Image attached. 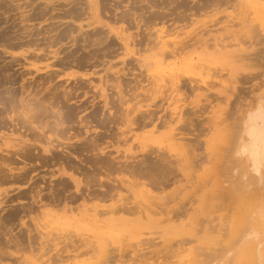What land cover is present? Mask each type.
Returning <instances> with one entry per match:
<instances>
[{"label": "rangeland", "instance_id": "374dc122", "mask_svg": "<svg viewBox=\"0 0 264 264\" xmlns=\"http://www.w3.org/2000/svg\"><path fill=\"white\" fill-rule=\"evenodd\" d=\"M89 1L0 0V104L6 107V112L13 109V115L20 111L22 104L19 100L26 95L19 91L20 77L31 80L37 75L36 80L46 77L44 86L47 89L50 85V90H42L43 93L37 96L44 95L46 101L41 100L49 101L45 105L52 106V110L59 109L64 117L63 125L58 127L35 121L34 124L42 128L40 135L27 134L29 141H11L23 136V125L26 127V124L15 115L21 130L9 132L11 126L9 129V122L5 124L7 114L0 106V127L4 125V129L0 128V136L3 137H0V172L4 174L24 165L16 150L18 144L27 143L25 147L32 153H35L34 149L40 152L42 148L57 147L58 151L63 148L60 155L67 154L56 163L54 160L52 163L49 161L50 164H42L41 160L25 162L28 166L27 183L0 179V202L6 199L3 196L11 198L4 204L0 203V264H181L183 260L184 264H189L188 258L195 252L199 261L197 259L192 264H245L246 243L262 240L259 246L261 250L264 247V174L263 177H251L253 179L243 175L244 171L233 158L231 149L237 139L241 111L246 105L264 103V0H96L91 8ZM155 12L158 17H154ZM230 14L235 17L231 19ZM120 16L124 18L120 20ZM137 16L141 20L140 17L134 20ZM229 19L235 22L231 27L226 25L234 23ZM243 19L246 21L240 22ZM238 20L240 23L236 22ZM136 21L140 22L135 24ZM203 21L214 24L211 25L214 29L212 33L220 39H217L220 46L213 47L214 39L211 40L204 31H201L204 35L200 32L201 27L204 28ZM194 26H200V30ZM71 27L75 31H71ZM56 28L60 29L56 31ZM85 31L101 38V42L96 43L99 41L96 39L93 44V38L97 37L92 38L87 32L85 35ZM97 32L98 35L94 34ZM196 32L199 34L197 37L209 39L205 41L211 44L207 46L202 38H194ZM157 34L163 37L161 39L165 43L168 40L167 48L162 42L157 43ZM86 36L90 37V43L88 40L85 42ZM123 40L128 44H124ZM172 40H182L184 47L175 49V53L173 47L178 44H171ZM52 50L58 51L57 56ZM47 64L49 67L46 68ZM168 72L178 76L179 80H168ZM158 74L167 76L163 83ZM121 75L129 78L128 82ZM65 89L70 92L65 93ZM102 91L109 101L105 107ZM109 93L114 94L111 96ZM67 95L71 99L65 100ZM173 98L179 99L172 102ZM176 103L181 104L180 109L183 110L177 115L174 113ZM47 109L46 112H50L51 108ZM38 110L43 109H34L35 112ZM42 113L44 110L36 112L39 119L45 117ZM3 117L7 120L4 124ZM174 133L185 138L184 146L189 155L176 154L174 145H170L171 138L178 140L179 136ZM95 135L97 137L93 142L85 141ZM79 147L83 151H79ZM91 155H96L99 161L95 157L93 159L100 164L92 161ZM140 156L146 163L141 161ZM110 160L119 164H107ZM136 160L142 162H139L141 166L146 165L142 166V172L137 169L140 165L137 167ZM125 163L127 166L132 164L129 168L136 166L128 170ZM65 179L67 182H64ZM155 180L159 183L153 184ZM143 181L145 185H142ZM30 183L31 187H28ZM27 187L28 190L32 188V195L40 190V194L46 197L36 203L42 206L35 205ZM50 188L56 193L54 200H51ZM24 190L28 192L26 197ZM142 190H145V198L142 197ZM101 191L105 192L102 194ZM19 193L23 196H18ZM148 194L151 196H146ZM66 195L71 196L70 199ZM62 196L69 201L63 200ZM147 197H152L148 201H153L154 209L144 201ZM21 205L33 207L29 211L24 209L26 207L21 209ZM142 205L150 207L154 213L157 210V214H150L151 211ZM253 207H258L256 214ZM13 208L19 212L9 216ZM103 208L106 212H95ZM246 218L249 225L245 222ZM114 237L118 240L114 241ZM70 243H74V247Z\"/></svg>", "mask_w": 264, "mask_h": 264}, {"label": "bare ground", "instance_id": "6f19581e", "mask_svg": "<svg viewBox=\"0 0 264 264\" xmlns=\"http://www.w3.org/2000/svg\"><path fill=\"white\" fill-rule=\"evenodd\" d=\"M72 1V0H71ZM86 1V0H85ZM99 1V0H98ZM103 1V0H102ZM140 1H143V0H140ZM251 1V0H250ZM254 1H256V0H254ZM23 2V1H22ZM38 2V1H37ZM74 2V1H73ZM94 2H96V0H91V1H89L88 2V6L91 8V5H93L94 4ZM101 2V1H100ZM100 2H98V4L100 3ZM105 2V1H104ZM220 2V1H219ZM25 3V2H24ZM70 3V2H69ZM79 3V2H78ZM77 3V4H78ZM160 3V2H159ZM159 3H156V6L159 4ZM251 3V2H250ZM249 3V4H250ZM26 4V3H25ZM251 4H253V3H251ZM17 5V4H16ZM21 5V4H20ZM66 5V4H65ZM87 5V4H86ZM100 5V4H99ZM161 5V4H160ZM26 6H28V5H26ZM36 6H38L37 4H36ZM81 6V5H80ZM98 6V5H97ZM103 6V5H102ZM159 6V5H158ZM22 7V6H21ZM31 7V6H30ZM150 7H152V6H150ZM162 7V6H161ZM247 7V6H246ZM255 7V6H254ZM260 7V6H259ZM26 8H28V7H26ZM70 8V10L73 8H71V7H69ZM84 9H85V7H83ZM99 8V7H98ZM97 8V9H98ZM243 8V7H242ZM248 8V7H247ZM263 8V7H262ZM19 9V8H18ZM50 9V8H49ZM62 10L64 9V8H61ZM75 9H76V7H75ZM83 9V10H84ZM102 9H103V7H102ZM150 9V8H149ZM34 10V9H33ZM42 10V9H41ZM73 10V9H72ZM71 10V11H72ZM248 10V9H247ZM246 10V11H247ZM254 10V9H253ZM35 11H36V9H35ZM158 11V10H157ZM241 11V10H240ZM245 11V12H246ZM22 12V11H21ZM40 12V11H39ZM38 12V13H39ZM75 12H77L76 10H75ZM102 12V11H101ZM121 12H122V10H121ZM154 12V11H153ZM244 12V13H245ZM248 12H249V10H248ZM20 13V12H19ZM31 13H32V11H31ZM34 13V12H33ZM35 13H37V12H35ZM43 13V12H42ZM123 13H124V11H123ZM128 13V12H127ZM165 13V12H164ZM76 14H78V12L76 13ZM119 15H123L122 13L120 14V13H118ZM129 14V13H128ZM157 14V12H155V13H153V15H156ZM191 14V13H190ZM193 14V13H192ZM127 15V14H126ZM159 15V14H158ZM189 15V14H188ZM194 15H195V13H194ZM231 15V19L232 18H234V17H232V14H230ZM263 15V14H262ZM30 16V15H29ZM32 16V15H31ZM124 16H125V13H124ZM128 16V15H127ZM141 16V15H140ZM139 16V17H140ZM160 16V15H159ZM204 16V15H203ZM243 16H245V15H243ZM33 17V16H32ZM138 16L137 17H135L134 18V20H136L137 18H139ZM154 17H158L157 15L156 16H154ZM169 17V16H168ZM184 17H185V15H184ZM223 17V16H222ZM221 17V18H222ZM240 17V16H239ZM118 18V17H117ZM120 18V20H122L124 17L123 16H120L119 17ZM118 18V19H119ZM152 18H153V16H152ZM196 18V17H195ZM237 18V17H236ZM241 18V17H240ZM243 18V17H242ZM241 18V19H242ZM248 18V17H247ZM250 18V17H249ZM251 18H253V17H251ZM32 19V18H31ZM130 19V18H129ZM140 20H141V17L139 18ZM138 19V20H139ZM156 19V18H155ZM185 19H187V18H185ZM198 19V18H197ZM226 19V18H225ZM246 19V18H245ZM119 20V21H120ZM160 20V19H159ZM190 20H192V19H190ZM215 20V19H214ZM217 20V19H216ZM219 20V19H218ZM221 20V19H220ZM14 21V20H13ZM189 21V20H188ZM206 21H209L208 19H206ZM205 21V22H206ZM211 21H212V19H211ZM228 20H226V22H227ZM231 21H233V20H231ZM230 21V19H229V22H231ZM240 20H238V21H236V22H238V23H240V22H245L244 21V19H243V21H240ZM252 21V20H251ZM253 21H255L254 19H253ZM116 22H118V21H116ZM137 22V21H136ZM140 21H138L137 23H135V24H138ZM205 22L203 21V23H201V26H202V24L204 25V28L202 29V27H201V30L198 28V27H200V26H194V27H196V29H199L200 30V32L201 31H204V33H206V34H208V36L211 38V40H212V38L214 39V43H212V46L214 47V46H220L218 43V41H217V39H216V35L215 36H213V31H214V29H213V25L214 24H210L209 22L207 23V24H205ZM220 22V21H219ZM234 22V21H233ZM59 23V22H58ZM61 23V22H60ZM119 23V22H118ZM128 23V22H127ZM217 23H218V21H217ZM246 23H248V22H246ZM26 24V23H25ZM64 24H66V22L64 23ZM63 24V25H64ZM68 24V23H67ZM99 24V23H98ZM130 24V23H129ZM128 24V25H129ZM146 24V23H145ZM185 24V23H184ZM188 25L190 24V23H187ZM209 24H210V26H209ZM229 24V23H228ZM228 24H226L227 25V27H231L232 26V24H235V22L234 23H230V26H228ZM249 24V23H248ZM23 25V24H22ZM27 25V24H26ZM29 25V24H28ZM57 25V24H56ZM69 25V24H68ZM143 26V24H140V26ZM200 25V24H199ZM245 25V24H244ZM32 26V25H31ZM46 26H48V24L46 25ZM54 26V25H53ZM134 26V25H133ZM137 26V25H136ZM135 26V27H136ZM187 26V25H186ZM248 26V25H247ZM15 27V26H14ZM102 27V26H101ZM125 27V26H124ZM185 27V26H184ZM183 27V28H184ZM245 27V26H244ZM22 28V27H21ZM25 28V27H24ZM44 28V27H43ZM53 28V27H52ZM65 28H68V27H65ZM182 28V27H181ZM180 28V29H181ZM215 28V27H214ZM225 28V27H224ZM242 28H243V26H242ZM19 29V28H18ZM38 29V28H37ZM54 29V28H53ZM60 29V28H59ZM59 29H57L56 28V31L57 30H59ZM76 29V28H75ZM79 29H82V28H79ZM78 29V30H79ZM96 30L97 29H99V28H95ZM107 29H108V31H109V33L111 32V30L107 27ZM107 29H106V31H107ZM127 29V28H126ZM171 29V28H170ZM193 29V28H192ZM195 29V28H194ZM193 29V30H194ZM205 29V30H204ZM227 29V28H226ZM233 29V28H232ZM2 30V29H1ZM22 30V29H21ZM20 30V31H21ZM29 30V29H28ZM35 30V29H34ZM69 30H70V28H69ZM74 30V29H73ZM72 30V27H71V31H73ZM77 30V31H78ZM104 30V29H103ZM142 30V29H141ZM173 30V29H172ZM179 30V29H178ZM198 30V31H199ZM217 30V29H216ZM3 31H5V30H3ZM8 31V30H7ZM15 31V30H14ZM48 31H49V29H48ZM64 30H62L61 32H63ZM75 31V30H74ZM80 31H82V30H80ZM94 31V30H93ZM195 31V30H194ZM19 32V31H18ZM39 31H37V33H38ZM44 32V31H43ZM61 32H59V33H61ZM86 32L87 31H85V35H86ZM90 31H88L87 32V34H90L89 33ZM91 32H92V30H91ZM95 32V31H94ZM101 32H103V31H101ZM144 32V31H143ZM142 32V33H143ZM149 32H151V31H149ZM162 32V31H161ZM165 32V31H164ZM169 32V31H168ZM177 32V31H176ZM179 32V31H178ZM4 33H6V32H4ZM3 33V34H4ZM28 33V32H27ZM41 33V32H40ZM48 33V32H47ZM55 33V32H54ZM58 33V32H57ZM58 33V34H59ZM65 33V31L63 32V34ZM82 33V32H81ZM84 33V32H83ZM98 33L99 32H97V33H94V34H97L98 35ZM114 33V32H113ZM132 33V32H131ZM130 33V34H131ZM140 33V32H139ZM147 33H148V31H147ZM166 33V32H165ZM201 33H203V32H201ZM204 33H203V35H204ZM211 33H212V35H211ZM144 34V33H143ZM180 34V33H179ZM191 34V33H190ZM211 36H210V35ZM45 35V34H44ZM61 35V34H60ZM90 35H92V34H90ZM114 35H115V33H114ZM135 35V34H134ZM140 35V34H139ZM148 35H150V37H151V34H148ZM165 35V34H164ZM197 35H199V34H197V32H196V35H193L194 36V38H195V36L197 37ZM2 36V35H1ZM4 36V35H3ZM7 36V35H6ZM15 36H16V34H15ZM22 36V35H21ZM31 36H32V34H31ZM49 36V35H48ZM47 36V37H48ZM50 36H52V35H50ZM56 36H58L57 34H56ZM88 36V35H87ZM87 36H86V38H87ZM141 36V35H140ZM153 36V35H152ZM163 36V35H162ZM201 36H202V34H201ZM16 37H18V36H16ZM30 37V36H29ZM46 37V36H45ZM92 38L93 37H97V38H91L93 41H94V43L93 44H95V40L96 39H98L99 41L98 42H96V43H100L101 41V38H99L98 36H91ZM105 37V36H104ZM116 38H117V36H115ZM120 37V36H119ZM136 36H134V38H135ZM186 37V36H185ZM209 37H207V38H209ZM218 37V36H217ZM31 38H33V37H31ZM38 38L39 37H37L36 39L38 40ZM55 38V40H56V37H54ZM89 38L90 37H88L87 39H85V42L88 40V42H89ZM141 38V37H140ZM154 38H155V35H154ZM153 38V39H154ZM157 38H158V40L156 39V41H157V43L158 42H162L163 43V46H165L166 47V43L168 42V40H167V42L165 43L164 41H163V39H161V38H163V37H161V35H159V34H157ZM183 38V37H182ZM191 38H193V37H191ZM201 39L202 37H197V39ZM4 39V38H3ZM6 39H8V38H6ZM5 39V40H6ZM11 39V38H10ZM30 39V38H29ZM33 39H35V38H33ZM53 39V38H52ZM119 39V38H118ZM133 39V38H132ZM46 40V39H45ZM47 40H48V38H47ZM122 40V39H121ZM133 40H135V39H133ZM147 40H148V37H147ZM192 40V39H191ZM194 41H196V39H193ZM201 40H203V38L201 39ZM206 40V39H205ZM205 40H203V42L205 41ZM207 40H209V39H207ZM206 40V41H207ZM218 40H220V39H218ZM91 41V40H90ZM143 41V40H142ZM149 41H150V38H149ZM154 41V40H153ZM170 41V40H169ZM173 41V40H172ZM181 41L182 40H175V41H173L171 44H174V45H176V44H178V46L176 45V46H174L173 48H174V52L176 53L177 51L176 50H178L179 48H182V47H184V44L183 45H181ZM197 41H199V40H197ZM196 41V42H197ZM205 41V43L207 44V46L209 45V44H211V42L209 43V41L208 42H206ZM14 41H12V43H13ZM38 42V41H37ZM135 42V41H134ZM200 42V41H199ZM218 42V43H217ZM27 43V42H26ZM32 43V42H31ZM49 43V42H48ZM90 43V42H89ZM123 43L124 44H128L126 41H124L123 40ZM137 43V42H136ZM11 44V43H10ZM170 44V45H171ZM201 44V43H200ZM221 44V43H220ZM52 45V44H51ZM75 45V44H74ZM86 45V44H85ZM90 45L91 44H89V47H90ZM130 45V44H129ZM156 45V44H155ZM222 45V44H221ZM226 45V44H225ZM123 46V45H122ZM153 46V45H152ZM172 46V45H171ZM186 46V45H185ZM224 46V45H223ZM223 46H221V47H223ZM82 47V46H81ZM128 47V46H127ZM158 47V46H157ZM161 47V46H160ZM164 47V48H165ZM197 47V46H196ZM65 48V47H64ZM64 48H62V49H64ZM71 48V47H70ZM86 48V47H85ZM101 48V47H100ZM167 48V47H166ZM165 48V49H166ZM173 48H172V50H173ZM208 48V47H207ZM67 49V48H66ZM74 49V48H73ZM98 49V48H97ZM128 49V48H127ZM153 49V48H152ZM170 49H171V47H170ZM176 49V50H175ZM101 50H102V48H101ZM150 50V49H149ZM53 51V55H56L57 56V53H58V51L57 50H52ZM61 51V50H60ZM63 51V50H62ZM94 51V50H93ZM98 51V50H97ZM104 51V50H103ZM102 51V52H103ZM130 51V50H129ZM168 51H169V48H168ZM64 53H65V51H63ZM100 52V51H99ZM136 52V51H135ZM134 52V53H135ZM160 52V51H159ZM164 52V51H163ZM173 52V51H172ZM173 52V53H174ZM133 53V54H134ZM167 53H169L170 54V52H167ZM166 53V54H167ZM66 54H67V51H66ZM163 54V53H162ZM178 54V53H177ZM35 55V54H34ZM78 55V54H77ZM159 55V54H158ZM161 55V54H160ZM44 56H45V54H44ZM168 56V55H167ZM26 57V56H25ZM62 57V56H61ZM78 57V56H77ZM165 57V56H164ZM55 58V57H54ZM59 58V57H58ZM64 58V57H63ZM63 58H60V59H62L63 60ZM157 58V57H156ZM19 59V58H18ZM48 59V58H47ZM66 59V58H65ZM78 59V58H77ZM85 59H86V57H85ZM154 59V58H153ZM164 59V58H163ZM20 60H22V59H20ZM61 61V60H60ZM82 61V60H81ZM86 61V60H85ZM10 62V61H9ZM54 62V61H53ZM95 62V61H94ZM121 62V61H120ZM127 62V61H126ZM129 62H130V60H129ZM138 62V61H137ZM28 63V62H27ZM49 63H51V62H49ZM89 63V62H88ZM96 63V62H95ZM53 64V63H52ZM62 64V63H61ZM60 64V65H61ZM77 64V63H76ZM127 64V63H126ZM178 64H180V63H178ZM36 65V64H35ZM63 65H64V63H63ZM62 65V66H63ZM111 65V64H110ZM115 65V64H114ZM114 65H112V67H114ZM119 65V64H118ZM145 66L147 65V63L146 64H144ZM149 65V64H148ZM34 66V65H33ZM90 66H92L91 64H90ZM162 66V65H161ZM9 67V66H8ZM11 67V66H10ZM37 67H38V65H37ZM45 67L47 68V67H49V64H47V65H45ZM52 67V66H51ZM194 67V66H193ZM196 67H197V65H196ZM118 68V67H117ZM149 68V67H148ZM165 68H167V67H165ZM169 68V67H168ZM20 69V68H19ZM145 69V68H144ZM173 69V68H172ZM181 69V68H180ZM12 70V69H11ZM14 70V69H13ZM25 70V69H24ZM27 70V69H26ZM28 70H29V68H28ZM27 70V71H28ZM36 70H38L37 68H36ZM47 70V69H46ZM131 70H132V68H131ZM10 71V70H9ZM22 71V70H21ZM41 71H43V70H41ZM48 71H49V69H48ZM47 71V72H48ZM51 71V70H50ZM119 71V70H118ZM173 71H175V70H173ZM15 72V71H14ZM13 72V73H14ZM23 72V71H22ZM32 72V71H31ZM46 72V71H45ZM160 72V71H159ZM202 72V71H201ZM112 73V72H111ZM145 73V72H144ZM169 73V72H168ZM171 73V72H170ZM170 73H169V75H170ZM15 74V73H14ZM13 74V75H14ZM19 74H21V73H19ZM18 74V75H19ZM26 74V73H25ZM38 74V73H37ZM43 74V73H42ZM148 74V73H147ZM12 75V74H11ZM29 75H30V72H29ZM149 75V74H148ZM147 75V76H148ZM160 75V79L162 80L161 82L163 83L164 82V77H167V76H164L163 74H158V76ZM174 75V74H173ZM172 74L170 75V77L168 76L167 78H169L168 80H171V81H173V82H177L178 80H179V77L178 76H173ZM10 76V75H9ZM20 76H22V75H20ZM31 76V75H30ZM37 76V75H36ZM36 76H33L32 77V79L31 80H27L28 79V77L27 78H23V77H25V76H23L22 78L20 77V87H19V91L21 92V94H23V93H26V95H24L25 97H23V98H20V100H19V102H20V104H22L21 105V109H20V111H16L15 113H14V115L12 114V112L14 111L13 109H11V111H9V112H6V107H4V106H2L1 104H0V106H1V108L3 109L2 111H4L5 110V113L7 114L6 116H5V118L8 120H6L4 117V119L5 120H3V124L5 123V121H7L5 124H7L8 122V124H10L8 127H7V125H6V127L7 128H9L10 129V126H11V131H9V132H12V130H16V131H18V129L19 130H21L20 129V126L18 125V122H17V118L15 117V115L16 116H19V117H21L22 119H23V121L25 122V124H26V127L23 125V127H24V130L22 131V137L21 138H19V139H15V138H13V139H15V140H11V141H29L28 139L30 138H26V136H27V134L28 135H32V134H41L42 133V128H40V126L39 125H36V124H34L35 123V121H37V122H43V123H45V124H51V125H53V126H55V127H58V126H62L63 125V113H62V111H59V109L56 111V110H52V106H49V107H47L45 104L47 103V102H49V101H47V102H44L43 100H41V99H44V95H42V96H37V95H39V94H41V92H42V90H48L49 89V86H48V89L45 87L46 85H45V81L47 80L46 79V77H39V80H36V79H38V78H36L35 79V77ZM129 76V75H128ZM153 76L154 75H152V79L151 80H153ZM38 77V76H37ZM102 77V76H101ZM112 77V76H111ZM113 77H115V76H113ZM136 77V76H135ZM201 77V76H200ZM42 78V80H40ZM117 78V77H116ZM119 78V77H118ZM121 78H123V79H126V78H124V77H122V75H121ZM151 78V77H150ZM156 78H157V75H156ZM15 79V78H14ZM49 79L50 78H48V81H49ZM87 79V78H86ZM114 79V78H113ZM127 79H129V78H127ZM126 79V80H127ZM166 79V78H165ZM11 80V79H10ZM16 80V79H15ZM18 80V79H17ZM16 80V81H17ZM91 80V79H90ZM95 80V79H94ZM97 80V79H96ZM100 80H101V78H100ZM110 80V79H109ZM135 80V79H134ZM154 80H157V79H154ZM159 80V79H158ZM16 81H13L14 83L16 82ZM25 81V82H24ZM27 81V82H26ZM107 81V80H106ZM117 81V80H116ZM123 81V80H122ZM170 81V82H171ZM7 82V81H6ZM11 82V81H10ZM18 82V81H17ZM50 82V81H49ZM48 82V83H49ZM52 82V81H51ZM108 82V81H107ZM127 82H128V80H127ZM152 82V81H151ZM155 82V81H154ZM153 82V83H154ZM202 82H204L203 80H202ZM19 83H17V84H19ZM28 83V84H27ZM58 84H59V82H57ZM72 83H73V81H72ZM83 83H85V82H83ZM87 83H88V81H87ZM112 83V82H111ZM3 84V83H2ZM12 84V83H11ZM27 84V85H26ZM77 84V83H76ZM86 84V83H85ZM85 84H84V86H85ZM107 84V83H106ZM122 84H124L125 85V83H122ZM155 84H156V82H155ZM0 85H1V83H0ZM8 85V84H7ZM15 85V84H14ZM45 85V86H44ZM62 85V84H61ZM60 85V86H61ZM83 85V84H82ZM104 85V84H103ZM102 85V86H103ZM114 85V84H113ZM116 85V84H115ZM11 86V85H10ZM88 86V85H87ZM13 87V86H12ZM57 87V86H56ZM71 87H73V86H71ZM90 87H92V86H90ZM107 87V86H106ZM120 87V86H119ZM66 88V87H65ZM80 88V87H79ZM110 88V87H109ZM5 89V88H4ZM7 89V88H6ZM12 89V88H11ZM108 89V88H107ZM111 89V88H110ZM121 89V88H120ZM119 89V90H120ZM8 90V89H7ZM17 90V89H16ZM50 90V89H49ZM58 91H59V89H57ZM66 90V89H65ZM76 90V89H75ZM78 90V89H77ZM106 90V89H105ZM104 90V91H105ZM109 90V89H108ZM118 90V91H119ZM142 90V89H141ZM9 91V90H8ZM13 91V90H12ZM69 91V90H68ZM68 91L66 90V91H64L65 93L67 92L68 93ZM72 89H71V93H72ZM115 91V90H114ZM113 91V92H114ZM10 92V91H9ZM17 92V91H16ZM32 92H33V94H32ZM48 92V91H47ZM47 92H46V94H47ZM50 92V91H49ZM48 92V93H49ZM70 92V91H69ZM121 92V91H120ZM122 92H124L123 90H122ZM43 93V92H42ZM64 93V94H65ZM112 93V92H111ZM146 93V92H145ZM70 94V93H69ZM102 96L104 97L103 98V106L105 107L106 106V104L109 102V101H107V99H106V94H104L103 93V91H102ZM110 94V93H109ZM114 94V93H113ZM112 94V95H113ZM124 94V93H123ZM57 95V94H56ZM59 95V94H58ZM72 95V94H71ZM108 95V94H107ZM111 95V94H110ZM111 95V96H112ZM117 95V94H116ZM51 98H52V93H51ZM68 96V95H67ZM74 96V95H73ZM72 96V97H73ZM77 96V95H76ZM109 97V99H111L112 97ZM30 97V98H29ZM59 97V96H58ZM66 97V96H65ZM69 97L70 96H68V97H66L65 98V100H67V98L69 99ZM124 97V96H123ZM46 98H47V96H46ZM61 98V97H60ZM75 98V97H74ZM116 98H118V97H116ZM134 98V97H133ZM70 99H71V97H70ZM93 99V98H92ZM120 99H122V95H121V98ZM118 100V101H121V100ZM126 99V98H125ZM178 99L179 98H177V100L175 99L174 100V98H173V101L172 102H177L178 101ZM253 99H254V97H253ZM33 100H35L33 103H34V106H33V103H31V101H33ZM45 101H46V99H44ZM52 100V99H51ZM64 100V99H63ZM62 100V101H63ZM128 100H130L129 98H128ZM91 101V100H90ZM115 101H117V100H115ZM114 101V102H115ZM140 101V100H139ZM70 102V101H69ZM89 102V101H88ZM101 102H102V100H101ZM110 102H111V100H110ZM113 102V101H112ZM111 102V103H112ZM125 102V101H124ZM5 103V102H4ZM51 103V102H50ZM49 103V104H50ZM125 104V103H124ZM169 104V103H168ZM171 104V103H170ZM169 104V105H170ZM250 104H253V103H250ZM114 105H116V104H114ZM114 105L113 106H111V107H114ZM133 105V104H132ZM102 106V107H103ZM118 106V105H117ZM142 106H143V104H142ZM181 106V104H179V105H177V103H176V106H174V108H175V111H174V113L176 114V113H179V112H183V110H181L182 108L180 107ZM26 107V108H25ZM119 107H121V106H119ZM1 108H0V110H1ZM43 109L44 110V114H43V116H45V117H43L42 116V114H41V116L43 117V118H41V119H39L38 118V115L36 114V112L37 113H41L43 110H38V111H34V109L35 110H37V109ZM47 108H51V109H49L50 110V112L48 111V112H46L48 109ZM109 108V107H108ZM181 108V109H180ZM244 108V107H243ZM125 109V108H124ZM109 110V109H108ZM243 110V109H242ZM35 112V114H34V112ZM126 111H128L129 112V110H126ZM139 111V110H138ZM33 112V113H32ZM111 112V111H110ZM125 112V111H124ZM131 112V111H130ZM145 112V111H144ZM45 113L47 114V115H45ZM69 113V112H68ZM173 113V112H172ZM110 114V113H109ZM149 114V113H148ZM181 114V113H180ZM0 115H1V113H0ZM177 115V114H176ZM179 116V115H178ZM2 117V116H1ZM1 117H0V119H1ZM37 117V118H36ZM40 117V116H39ZM48 117V118H47ZM225 117V116H224ZM223 120V119H222ZM2 121V120H1ZM0 121V122H1ZM219 122V121H218ZM158 125V124H157ZM4 126V125H3ZM3 126H1L0 128H2ZM2 129H4V128H2ZM6 129V128H5ZM3 131V130H2ZM25 131V132H24ZM175 131V130H174ZM15 132V131H14ZM21 132V131H20ZM173 132V131H172ZM176 132V131H175ZM13 133V132H12ZM16 133V132H15ZM19 134V133H18ZM175 134H177V133H174V135ZM179 134V133H178ZM177 134V136H179ZM6 135V134H5ZM21 135V134H20ZM25 135V136H24ZM173 135V136H174ZM2 136V135H1ZM0 136V137H1ZM172 136V135H171ZM96 137H97V135H95V137L94 136H92V137H90V138H88V139H86L85 141H94L95 139H96ZM175 137V136H174ZM1 138H3V137H1ZM0 138V139H1ZM5 138H7L6 136H5ZM177 138H178V140H177ZM175 137V139L177 140V141H174V139L173 138H171V146L173 147V145H174V150L176 151V154H178V155H185L186 154V149H185V146L184 145H186L185 144V138L183 137V136H179V137ZM11 139V138H10ZM226 140V139H225ZM27 143H22V144H18L17 145V152H18V154L22 157V160H24V165L22 166V167H19V168H16V169H11V170H7L4 174H2L1 172V174H0V179L1 180H10V181H21V182H26L27 183V181L25 180L26 179V176H27V172H28V166L26 167L25 165H26V163L25 162H27V161H31V160H41V163L42 164H50V162L52 163V161L54 162V163H56L55 161L56 160H58L59 161V159L60 158H63L65 155L67 156V154H64V152H63V154H64V156H62V155H60V153L63 151L62 149L63 148H59V149H61L60 151H58V148L57 147H55V148H53V149H49V148H42V151H36L35 149H34V151H35V153H32L31 152V150L30 149H27L26 147H25V145H26ZM86 146V145H85ZM90 146H92L91 148H93V145L91 144ZM89 146V147H90ZM88 147V146H87ZM71 148V147H70ZM74 148V147H73ZM79 148H81L79 151H81L83 148L82 147H79ZM78 148V149H79ZM84 148H86V147H84ZM90 148V149H91ZM77 149V150H78ZM85 150V149H84ZM93 150V149H92ZM83 151V150H82ZM86 151V150H85ZM43 154H42V153ZM88 152V151H87ZM81 153V152H80ZM94 153V152H93ZM82 154V153H81ZM92 154V153H91ZM106 154V153H105ZM108 154V153H107ZM187 154H188V151H187ZM186 154V155H187ZM231 154H232V156H233V158L240 164V166H241V168L243 169V175H248V176H250L249 178L250 179H253L255 176H262L263 177V174H264V103H261V102H259L258 104H256V105H246V107L244 108V110L243 111H241V113H240V125H239V131H238V134H237V139H236V141H234V144H233V148L231 149ZM69 155V154H68ZM109 155V154H108ZM108 155H107V158H108ZM126 155H128V154H126ZM141 155V154H140ZM189 155V154H188ZM85 156V155H84ZM93 155H91V158H92V161H94V157L96 156H94V157H92ZM97 156H99L98 154H97ZM106 156V155H105ZM119 156H120V154H119ZM143 156V155H142ZM142 156H140L141 158L140 159H142ZM145 156V155H144ZM100 158L102 157L101 155L99 156ZM117 157V156H116ZM121 157V156H120ZM188 157V156H187ZM85 158H87V156L85 157ZM91 158H90V160H91ZM114 158H115V156H114ZM119 158V157H118ZM130 158V157H129ZM82 159V158H81ZM95 159L97 160L98 158H96L95 157ZM108 159H110V158H108ZM133 159V158H132ZM78 160H80V159H78ZM83 160V159H82ZM85 160V159H84ZM88 161L87 162H89V158L87 159ZM96 160L94 161V162H96ZM113 160V159H112ZM137 160H138V158H137ZM136 160V161H137ZM146 160V159H145ZM50 161V162H49ZM57 161V162H58ZM66 161V160H65ZM77 161V160H76ZM98 161H99V159H98ZM97 161V162H98ZM102 161V162H101ZM103 158L102 159H100V162H101V167H102V163H103ZM125 161V160H124ZM123 161V162H124ZM133 161H134V159H133ZM141 161H144V159H142ZM140 160H139V162L142 164V162H141ZM23 162V161H22ZM47 162H49V163H47ZM80 162V161H79ZM83 162V161H82ZM96 162V163H97ZM115 161H113V163H114ZM117 163H118V161H116ZM115 162V163H116ZM138 162V161H137ZM138 162V163H139ZM62 163V162H61ZM95 163V164H96ZM110 163H112L111 162V160L109 161V162H107V164H110ZM112 163V164H113ZM128 163V162H127ZM137 163V167H138V165H140V163L138 164ZM143 163H146L145 161L143 162ZM60 164V163H59ZM68 164H70V163H68ZM67 164V165H68ZM94 164V163H93ZM97 164H100V163H97ZM96 164V165H97ZM111 164V165H112ZM119 164V163H118ZM117 164V165H118ZM76 165V164H75ZM115 166H116V164H114ZM125 165H126V163H125ZM132 165V164H131ZM130 165V166H131ZM144 166H146L145 164H143ZM142 165V166H143ZM94 166V165H93ZM98 166V165H97ZM107 166V165H106ZM113 166V165H112ZM121 166V165H120ZM127 166V165H126ZM129 165L127 166V169L130 167ZM135 166H136V164L135 165H133V167H131V168H135ZM142 166L140 165L137 169H140V172H142V170H141V168H142ZM143 166V167H144ZM32 166H30V168H31ZM95 167V166H94ZM110 167V166H109ZM109 167H107V168H109ZM117 167H119V166H117ZM126 168L125 166H122V168ZM84 169H85V167H83ZM88 168V167H87ZM112 168V167H111ZM120 168V167H119ZM121 168V169H122ZM131 168H129V169H131ZM79 169V168H78ZM126 169V170H127ZM128 169V170H129ZM63 170V169H62ZM86 170V169H85ZM131 170H133V169H131ZM144 170V169H143ZM117 171H118V169H117ZM136 171V170H135ZM134 171V172H135ZM62 172V171H61ZM77 172V171H76ZM83 172V171H82ZM127 172V171H126ZM131 172V171H130ZM133 172V173H134ZM143 172H146V171H143ZM62 173H64V172H62ZM137 173V172H136ZM147 173V172H146ZM138 174H139V176H140V174L141 173H139L138 172ZM137 174V175H138ZM69 175V174H68ZM131 175V174H130ZM142 175H145V173H142ZM71 176V175H70ZM135 176V175H134ZM247 176V177H248ZM141 177V176H140ZM143 177V176H142ZM251 177H253V178H251ZM62 178V177H61ZM70 178H72V176L70 177ZM58 179V178H57ZM73 179V178H72ZM75 179V178H74ZM136 179V178H135ZM154 179V178H153ZM153 179H152V181H153ZM24 180V181H23ZM63 180V179H62ZM67 179H65L64 180V182L66 181ZM53 181V180H52ZM56 181H58V180H56ZM60 181H61V179H60ZM59 181V182H60ZM74 181V180H73ZM111 181V180H110ZM117 181V180H116ZM129 181V180H128ZM136 181H137V179H136ZM156 181V180H155ZM153 182V184H155V183H159V181H156V182ZM51 182V181H50ZM54 182V181H53ZM61 182H63V181H61ZM67 182V181H66ZM121 182H122V180H121ZM131 182V181H130ZM138 182V181H137ZM52 183V182H51ZM55 183V182H54ZM57 183V182H56ZM77 183V182H76ZM102 183V182H101ZM143 183L144 184H142V185H145L146 183L143 181ZM106 184V183H105ZM135 184V183H134ZM138 184V183H137ZM152 184V185H153ZM103 185V184H102ZM102 185H99L100 187L102 186ZM148 185V184H147ZM51 186V185H50ZM49 186V187H50ZM150 186H151V183H150ZM28 187H31V183L30 184H28ZM28 187H27V191H29V195H30V197L34 200V203H35V205L38 207V206H40V205H37L36 203H38V202H40V201H42V199L41 198H46V197H43V195H41L40 194V190H36L35 191V193H34V195H32L30 192L32 191V188H31V190H28ZM145 187V186H144ZM52 188V187H51ZM50 188V189H51ZM81 188H82V186H81ZM146 188V187H145ZM83 189H84V187H83ZM82 189V190H83ZM87 189V188H86ZM85 189V190H86ZM150 189V188H149ZM15 190V189H14ZM26 190V189H25ZM23 191V193L25 194L24 196L26 197V196H28V195H26V193H28V192H26V191ZM49 190V189H48ZM81 190V191H82ZM92 190V189H91ZM94 190V189H93ZM80 191V190H79ZM99 191V190H98ZM143 191V193L145 192V190H142ZM150 191V190H149ZM17 192V191H16ZM15 192V193H16ZM20 192V191H19ZM50 192V197H51V200L53 199H55V194L56 193H54V191L51 189V191H49ZM91 192V191H90ZM95 192V191H94ZM93 191H92V193H94ZM100 192V191H99ZM102 192V194L105 192H103V191H101ZM89 193V192H88ZM8 194V193H7ZM20 194V193H19ZM44 194V193H43ZM69 194V193H68ZM79 194V193H78ZM90 194V193H89ZM89 194H83L84 196H88ZM98 194V193H97ZM96 194V195H97ZM101 194V195H102ZM258 196L260 195L259 193H256ZM79 195H81V194H79ZM256 195V196H257ZM261 195H262V193H261ZM18 196H23V194L21 195H18ZM17 196V197H18ZM46 196V195H45ZM67 196V195H66ZM74 196V195H73ZM92 196V195H91ZM95 198H98V195H97V197L95 196V194L93 195ZM142 196V195H141ZM146 196H151V194L149 195H146ZM154 196V195H153ZM263 197H264V193H263V195H262ZM4 198L6 197V199H3V200H1V204H4V203H6V201H8V200H10L11 198H9V196L8 195H6V196H3ZM11 197V196H10ZM64 197H65V195H64ZM69 199H70V197L71 196H67ZM88 197H90V196H88ZM142 197H144L145 198V193H144V195L142 196ZM155 197H156V195H155ZM262 197V198H263ZM62 198H63V196H62ZM137 198V197H136ZM150 198H152V197H147L144 201H147L148 203V205H152V204H154V203H152V202H150V201H148V199H150ZM49 199V198H48ZM65 198H63V200H64ZM67 199V198H66ZM65 199V200H66ZM73 199V198H72ZM77 199H79V197L77 196ZM83 199H84V197H83ZM102 199V198H101ZM60 199H58L57 200V202H56V200H55V202H56V204L58 203V201H59ZM68 200V199H67ZM86 200H90L89 198L87 199L86 198ZM85 200V201H86ZM139 200V199H138ZM69 201V200H68ZM71 202L73 201V200H70ZM76 200H74V202H75ZM83 201V200H82ZM140 201V203H143V202H141V200H139ZM31 202V201H30ZM44 203H45V201H43ZM42 202V203H43ZM46 202H47V200H46ZM49 202V201H48ZM47 202V203H48ZM54 201H53V203H55ZM61 203H62V201H60ZM89 202V201H88ZM137 202V201H136ZM150 202V203H149ZM9 203H10V201H9ZM50 203H51V201H50ZM55 204V205H56ZM84 204V203H83ZM112 204H114V203H112ZM6 205V204H5ZM34 205V204H33ZM44 205V204H43ZM47 205V204H46ZM63 205V204H62ZM86 205V204H85ZM97 204H95V206H96ZM104 205V204H103ZM137 205H138V203H137ZM143 205H145V203H143ZM142 205V207H145V208H147V211L149 210V211H151V213L150 214H152V215H155V214H157V210L155 211V213L154 212H152V211H154V210H152V209H150V207H148V206H143ZM155 205V204H154ZM264 205V204H263ZM17 206V205H16ZM22 207H20L21 209L22 208H24V207H26V206H24V205H21ZM42 206V205H41ZM106 206V205H105ZM111 206V205H110ZM114 206V205H113ZM113 206L110 208V209H112L113 208ZM116 206V205H115ZM6 207V206H5ZM33 206H31V205H28L26 208H24L25 210L26 209H28L29 211L31 210V208H32ZM66 208H67V206H65ZM104 207V206H103ZM107 207H109V206H107ZM106 207V208H107ZM141 207V206H140ZM139 207V208H140ZM152 207H153V209H154V206L152 205ZM20 208H18L17 207V209H20ZM72 208V207H71ZM70 208V209H71ZM74 208V207H73ZM77 208V207H76ZM96 208V207H95ZM102 208V207H101ZM106 208H103L102 209V211H99V210H96L95 212H97V213H104V212H106L105 211V209ZM149 208V209H148ZM253 208H255V209H253V210H255L254 211V213L256 214L257 212H258V207H253ZM263 208V207H262ZM3 209H4V207H3ZM6 209V208H5ZM23 209V210H24ZM65 209V208H64ZM75 209V208H74ZM74 209H72V210H74ZM90 209V208H89ZM109 209V210H110ZM143 209V208H142ZM155 209H157L156 207H155ZM1 210V209H0ZM12 210H14L13 211V213L11 212ZM11 211H9L10 213H9V216L11 215V216H13V215H15L16 213H18L19 211L18 210H16L15 208H13ZM23 210H22V212H23ZM67 210H68V208H67ZM93 210V209H92ZM108 210V209H107ZM114 210H116V209H114ZM141 210V209H140ZM145 210V209H144ZM252 210V211H253ZM21 211V210H20ZM134 211V210H133ZM137 211V210H136ZM135 211V212H136ZM161 211V210H160ZM159 211V212H160ZM251 211V215L253 214V212ZM124 212H126L125 210H124ZM127 212L129 213V211L127 210ZM131 212V211H130ZM143 212V211H142ZM163 212V211H162ZM165 212V211H164ZM3 213V212H2ZM50 213H51V211H50ZM100 213V214H101ZM139 213H141V212H139ZM239 213V212H238ZM1 214V213H0ZM44 214V213H43ZM144 214V213H143ZM148 214H149V212H148ZM249 213H247V215H248ZM38 215V214H37ZM98 215V214H97ZM104 215V214H103ZM165 215V214H164ZM240 215H241V212H240ZM247 215L245 216V217H247ZM150 216V215H149ZM166 216V215H165ZM263 216H264V213H263ZM252 217H253V215H252ZM8 218V217H7ZM84 218V217H83ZM166 218H168V217H166ZM239 218V217H238ZM248 220L250 219V216L248 215ZM247 218H246V220H245V222H247L248 220H247ZM240 219V218H239ZM49 221H50V219H48ZM168 220H169V218H168ZM162 221H164V220H162ZM237 221H239V220H237ZM240 222H241V220H240ZM244 223V222H243ZM249 222H247V224H248ZM246 224V223H245ZM246 224V225H247ZM250 224V223H249ZM248 224V225H249ZM58 225V224H57ZM245 225V226H246ZM247 225V226H248ZM241 226V225H240ZM244 226V225H243ZM243 226H241V228L243 227ZM255 226H259L258 224H256ZM240 228V227H239ZM244 228V227H243ZM242 228V229H243ZM247 229H248V227H247ZM30 230V229H29ZM239 232L241 233V231L239 230ZM48 233V232H47ZM244 233V232H243ZM31 234V233H30ZM51 234V233H50ZM64 234V233H63ZM79 234V233H78ZM82 234V233H81ZM84 234V233H83ZM48 235H49V233H48ZM51 235H53V234H51ZM122 235V234H121ZM241 235V234H240ZM55 236V235H54ZM103 236V235H102ZM53 237V236H52ZM238 237V236H237ZM44 238V237H43ZM69 238V237H68ZM75 238V237H74ZM115 238L116 237H114L113 238V240L114 241H117L118 239L116 238V240H115ZM119 239H120V237H118ZM73 239V238H72ZM83 239V238H82ZM81 239V240H82ZM101 239V238H100ZM103 239V238H102ZM101 239V240H102ZM236 239V238H235ZM235 239H233V241L235 240ZM240 239V238H239ZM59 240V239H58ZM107 240V239H106ZM109 240V239H108ZM142 240V239H141ZM140 240V241H141ZM210 240V239H209ZM57 241V240H56ZM77 241V240H76ZM100 241V240H99ZM237 240H235V242H236ZM261 241L262 240H260V241H257V242H254V243H250V242H248V243H246V245H245V248H244V260H245V264H264V247H263V249L261 250V245L259 246V244L261 243ZM44 242V241H43ZM46 242V241H45ZM62 242V241H61ZM71 242H72V240H71ZM60 243V242H59ZM68 243H69V241H68ZM84 243V242H83ZM230 243V242H229ZM228 243V244H229ZM233 243V242H232ZM45 244V243H44ZM56 244V243H55ZM71 244V243H70ZM73 244L74 243H72L71 245L73 246ZM104 244V243H103ZM135 244V243H134ZM234 244V243H233ZM76 245V244H75ZM82 244H80V246H81ZM68 246V245H67ZM77 246V245H76ZM213 246V245H212ZM231 246H232V244H231ZM234 246V245H233ZM232 246V247H233ZM70 247V246H69ZM74 247V246H73ZM78 247V246H77ZM76 247V248H77ZM210 247V246H209ZM59 248V247H58ZM58 248L56 249V250H58ZM230 248V247H229ZM181 249V248H180ZM71 250H73V249H71ZM105 250V249H104ZM175 250V249H174ZM173 250V251H174ZM182 250H184V248H182ZM88 252V251H87ZM181 252V251H180ZM179 252V253H180ZM58 252H56V254H57ZM106 253V252H105ZM173 253V252H172ZM174 253H175V251H174ZM178 254V253H177ZM105 255V254H104ZM172 255H176V254H172ZM177 256V255H176ZM197 256H198V254L195 252V253H193L192 255H191V257L190 258H188V261H189V264L191 263L192 264V262H195L196 263V260L198 259L197 258ZM230 258H231V256H230ZM198 261H199V259H198ZM45 262V261H44ZM185 262H187V261H185ZM143 263V262H142ZM147 263V262H146ZM171 264V263H170ZM181 264H184V260L181 262ZM198 264V263H197ZM230 264V263H229ZM241 264H244L243 262L241 263Z\"/></svg>", "mask_w": 264, "mask_h": 264}]
</instances>
